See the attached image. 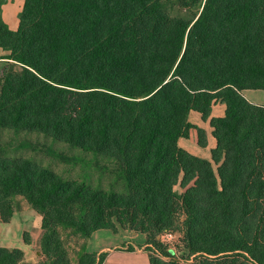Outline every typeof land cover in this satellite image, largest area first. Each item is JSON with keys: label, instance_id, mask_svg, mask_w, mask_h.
<instances>
[{"label": "trees", "instance_id": "1", "mask_svg": "<svg viewBox=\"0 0 264 264\" xmlns=\"http://www.w3.org/2000/svg\"><path fill=\"white\" fill-rule=\"evenodd\" d=\"M3 3L0 222L17 196L40 215L41 264H73L60 229L86 241L116 224L145 236L148 264H264V106L242 93L264 90V0H23L14 29ZM216 101L222 116H211ZM190 111L212 128L210 159L178 144L194 129L206 145ZM19 133L107 160L115 181L18 155L31 145L13 146ZM167 232L184 254L161 241ZM106 255L82 247L75 264H112ZM23 260L0 246V264Z\"/></svg>", "mask_w": 264, "mask_h": 264}, {"label": "rangeland", "instance_id": "2", "mask_svg": "<svg viewBox=\"0 0 264 264\" xmlns=\"http://www.w3.org/2000/svg\"><path fill=\"white\" fill-rule=\"evenodd\" d=\"M3 4H4V9H5L4 16L8 24L6 22L5 23L10 28L14 29L16 28L18 24V13L22 7L23 0H9V1L4 0ZM4 63L5 61L0 59V67H2ZM188 120H189V117H188ZM192 133L190 134V136H188L189 140L188 141L184 140V141L190 142L193 137V140H195V143L197 144L196 133L194 131ZM10 135H13V134L11 132L4 133L3 139L8 140V137ZM14 137L15 138L12 140L13 146H17L19 143H25L26 141L27 142L29 141L31 143V145H28L26 148L18 149L17 150L18 155H24V156L31 157L38 163L50 167L55 172H57L58 174L62 175L65 178L76 179V180H86L88 182H92L95 184L99 181L105 188H109L110 184L115 181L114 168L112 167L111 163L108 162L107 160L98 161L99 164L98 166H96L90 163L91 162L90 155L86 154L85 161L89 162L88 164L82 162L81 160L76 161L74 159L75 158L74 155H79L77 150L71 149L70 147L62 143L53 142L41 134L19 133L15 135ZM205 138H206V134H205ZM49 145L53 149L52 151L56 152L54 154L62 155L65 158L62 159V158L57 157L54 154L47 153V148H50ZM206 145H207V139H206ZM197 146L199 145L197 144ZM175 190L181 191L179 186H175ZM15 200L17 202L19 211L24 210L25 213H22V212L16 213V215L14 216V219H12L13 223L9 222L8 224H6L7 222L6 223L0 222V236L4 234L12 235L11 243H14V245H17V246H24L23 243L25 242L23 239V233L26 232L27 234L26 236L30 238V241H32L31 237L34 233H36L34 229L40 228L39 227L40 215L36 213V211H34L33 209L30 210V208L27 207L22 197L17 196ZM27 210L28 212H26ZM115 228H116V231L109 230V229L95 231L92 234V237L89 239H86V241H85V238L81 237L80 235L72 234L70 230L60 229L62 238L68 249L69 258L71 262L73 264L76 263L78 256L82 252V247L85 252L94 253L96 252L97 247L101 245H107L111 247L112 245L116 243H119V245H122V243L126 242V240L131 242V244L139 243L141 241L139 239L141 238L140 234H137V238H130L132 236L131 234L133 231L130 229L129 226L120 227L119 225L116 224ZM13 236H16L17 239L15 240ZM178 239H179V234H177L176 238L173 239L171 242L173 244L172 249L177 250V254H184V248L181 245H179ZM124 245L125 244H123V246ZM35 248L37 247H33V250ZM131 249L133 250V247L131 245H126L125 249L119 248L117 251H115L111 255L112 260L118 261L116 263H122V264L142 263L144 259L146 258L145 257L146 253L135 255L131 252L132 251ZM41 257L42 259H39L40 261H38L36 264H41L45 260L44 256L41 255Z\"/></svg>", "mask_w": 264, "mask_h": 264}, {"label": "crops", "instance_id": "3", "mask_svg": "<svg viewBox=\"0 0 264 264\" xmlns=\"http://www.w3.org/2000/svg\"><path fill=\"white\" fill-rule=\"evenodd\" d=\"M2 6H3L2 7V18L8 24V22L6 21L5 16H4V13H5L4 4ZM0 51H1L0 55L4 54L3 50L0 49ZM0 59H2V58H0ZM2 60H4V59H2ZM242 93H243L244 97L249 102L257 104V105L264 106V90L247 89V90L242 91ZM224 109H225V105L222 102H220V101H216L212 105L211 116H215V117L222 116L224 114ZM189 121L193 125L204 129L205 134H206V139H207V145L205 147L197 146V144L195 143V140H193V137H192V140L190 142H185V141L189 140V137H188V138H179V140H178L179 146L180 147L182 146L183 149H185L186 151H188L189 153H191L193 155H196L198 157L205 158V159H210V150L212 148H214L215 140H214V138L212 136V128L209 125L208 119L207 120H203L199 113H197L196 111H190L189 112ZM193 131L195 132L194 129L190 130L189 136H190V134ZM18 212L25 213L24 210L23 211H15L13 213V215L11 216L10 220H9L10 223H13L12 219H14V216ZM26 212H28V210ZM31 213H33V212H31ZM40 219H41V217H40ZM9 222H7V223L5 222V223L8 224ZM2 223H4V222H2ZM39 227H40V221H39ZM34 230H35L36 233H34L32 235V237H31L32 241H30L29 244L23 243L24 246L14 245V243H11V236L12 235H5L4 234V235L0 236V246L7 247V248H19V249H21L24 252V260H23V262L21 264H36L38 261H40L39 259H42V257H41V255H40V253L38 251V248H35L33 250V247H37V242H38V239H39L40 234H41V229L40 228H36ZM100 230H107V229H100ZM96 231H98V230H96ZM92 234H91V236L89 238L92 237ZM137 234L141 235V238H139L141 241L139 243L131 244V242L126 240V242L122 243V245H119V243H116V244L112 245L111 247H109L107 245H101V246L97 247V250H96L95 253L99 254L101 252H106L107 255L105 257V262L112 263V264H122V263H116L118 261L112 260V258H111L112 256L111 255L115 251H117L119 248H124L125 249L126 245H131L133 247V250L131 251L133 254L140 255V254L146 253V256H145L146 258L144 259V261L142 263H136V264H148V254L144 250V246H145V237H144V235H142L141 233L133 231L132 234H131L132 236L130 238H137ZM13 238L15 240L17 239L16 236H13ZM22 241H23V239H22ZM123 244H125V245L123 246Z\"/></svg>", "mask_w": 264, "mask_h": 264}, {"label": "built area", "instance_id": "4", "mask_svg": "<svg viewBox=\"0 0 264 264\" xmlns=\"http://www.w3.org/2000/svg\"><path fill=\"white\" fill-rule=\"evenodd\" d=\"M176 235L177 234H175V233L173 234V233L167 232V233L162 234L160 239H161V241L163 243L168 244L171 247V249H172L173 248V244L171 242H172L173 239L176 238Z\"/></svg>", "mask_w": 264, "mask_h": 264}]
</instances>
